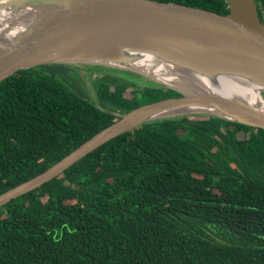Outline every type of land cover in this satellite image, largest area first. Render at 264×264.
<instances>
[{
    "label": "trees",
    "instance_id": "trees-1",
    "mask_svg": "<svg viewBox=\"0 0 264 264\" xmlns=\"http://www.w3.org/2000/svg\"><path fill=\"white\" fill-rule=\"evenodd\" d=\"M163 1L230 11V0ZM84 66L101 72L100 105L74 90L79 65H38L0 83V194L119 114L181 95ZM0 264H264V129L188 114L111 139L0 207Z\"/></svg>",
    "mask_w": 264,
    "mask_h": 264
},
{
    "label": "water",
    "instance_id": "water-1",
    "mask_svg": "<svg viewBox=\"0 0 264 264\" xmlns=\"http://www.w3.org/2000/svg\"><path fill=\"white\" fill-rule=\"evenodd\" d=\"M165 63L187 72L183 83L192 88L185 90L150 74ZM47 64L131 71L158 82L153 87L181 95L124 114L100 106L120 118L42 173L1 193L0 207L149 121L209 114L264 129L263 107L214 81L236 74L261 77L264 82V23L256 0H230L227 14L163 0H0V83L19 70ZM197 77L209 87L198 83ZM261 93L264 98V88Z\"/></svg>",
    "mask_w": 264,
    "mask_h": 264
},
{
    "label": "bare ground",
    "instance_id": "bare-ground-1",
    "mask_svg": "<svg viewBox=\"0 0 264 264\" xmlns=\"http://www.w3.org/2000/svg\"><path fill=\"white\" fill-rule=\"evenodd\" d=\"M159 67V72L150 74L160 77L161 80H164L166 82L178 84L185 90L192 88L187 83H183V78L185 76H189V74L184 70L177 68L172 63H165L160 65ZM260 78L261 77L257 76L244 77L236 74H230L219 76L214 81L218 82V85L220 87L233 94L234 96L243 97L248 101H251L255 105L264 108V98L261 93L262 89L264 88V82H262ZM197 82L209 87V83L204 79L197 77Z\"/></svg>",
    "mask_w": 264,
    "mask_h": 264
},
{
    "label": "rangeland",
    "instance_id": "rangeland-1",
    "mask_svg": "<svg viewBox=\"0 0 264 264\" xmlns=\"http://www.w3.org/2000/svg\"><path fill=\"white\" fill-rule=\"evenodd\" d=\"M79 74L81 75L80 80L77 79L76 83L79 85V89H74L76 92L82 94L84 97L97 102L99 104L98 94L96 90V78L101 74V72H90L87 66H80ZM131 79L136 80L139 84H150L156 85L152 78L149 77H136L135 75H130ZM158 85V84H157Z\"/></svg>",
    "mask_w": 264,
    "mask_h": 264
}]
</instances>
